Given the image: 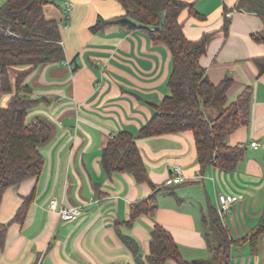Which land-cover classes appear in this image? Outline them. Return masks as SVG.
Here are the masks:
<instances>
[{"label":"crops","instance_id":"1","mask_svg":"<svg viewBox=\"0 0 264 264\" xmlns=\"http://www.w3.org/2000/svg\"><path fill=\"white\" fill-rule=\"evenodd\" d=\"M6 1L0 0V8ZM47 1L44 13L60 25L65 60L33 70L12 68L11 78L15 83L18 74L28 71L24 85L36 104L27 120L46 123L51 139L39 147L45 161L41 175L3 197L0 225L8 228L0 264H146L156 224L171 234L185 261L207 260L212 252L205 219L218 210L220 195L233 200L221 217L233 240L230 264H264V233L254 235L264 212V75L254 63L264 57V21L239 9L240 0H188L202 19L189 11L180 16L189 40L218 33L200 65L215 85L233 79L228 102L252 89L250 123L228 138L229 146L245 147L244 158L226 172L201 166L189 131L139 137L171 94L173 57L166 44L148 30L98 25L99 19L108 22L126 14L117 0ZM226 17L227 35L222 32ZM14 94L0 92V108L8 107ZM121 133L138 138L148 182L106 172L104 150ZM176 166L184 180L170 184ZM154 194V214L132 218L134 206ZM26 199L25 217L15 221ZM53 200L81 207L83 213L64 222L50 210Z\"/></svg>","mask_w":264,"mask_h":264},{"label":"trees","instance_id":"2","mask_svg":"<svg viewBox=\"0 0 264 264\" xmlns=\"http://www.w3.org/2000/svg\"><path fill=\"white\" fill-rule=\"evenodd\" d=\"M126 14L98 25L120 24L129 30H148L154 40L163 42L173 57L169 80L171 94L158 107L154 117L140 130V138H152L189 131L193 133L197 157L203 168L216 165L226 172L234 170L244 158L245 147L228 145L229 136L240 127L248 126L252 113V89L246 88L238 99L229 103L228 90L233 79L228 77L215 85L200 65V59L217 32L205 34L200 40H189L180 16L184 11L202 19L195 2L188 0H117ZM47 0H7L0 8V92L15 93L6 108H0V207L5 193L22 183L38 178L45 165L39 147L51 139L50 127L42 122L29 123V110L36 104L31 88L24 85L28 71L11 78V69L33 70L41 65L65 60L60 25L48 20L44 8ZM239 9L256 14L264 21V0H240ZM230 20L225 18L222 32L227 35ZM96 27H94L95 29ZM259 42L262 38L255 36ZM264 75V57L254 59ZM216 113L213 116L212 113ZM136 137L121 133L114 137L103 153L108 174L125 172L137 182H148L147 169ZM30 199L19 209L15 221L22 222ZM151 205V209H149ZM156 196L152 195L134 206L132 218L140 212L154 214ZM206 238L212 257L207 260L185 261L171 234L156 224L152 232L150 255L146 264H230L233 240L213 209L205 219ZM8 225H0V248L5 245ZM264 233V212L254 235Z\"/></svg>","mask_w":264,"mask_h":264},{"label":"built area","instance_id":"3","mask_svg":"<svg viewBox=\"0 0 264 264\" xmlns=\"http://www.w3.org/2000/svg\"><path fill=\"white\" fill-rule=\"evenodd\" d=\"M71 11H72V7L69 4L67 12L70 13ZM252 146L256 147L257 143H253ZM174 173H175V178H172L170 180V184H178L184 180L181 177L182 171H181V168L179 166L175 167ZM232 203H233V200L230 197H228L226 195H220L219 196L218 211H219V214L221 215V217L226 215L231 210ZM50 210L52 212L56 213L57 216L59 217V219L64 221V222L75 221L83 213V210L81 207H66L64 205L58 204V202L55 200H53L50 203Z\"/></svg>","mask_w":264,"mask_h":264}]
</instances>
